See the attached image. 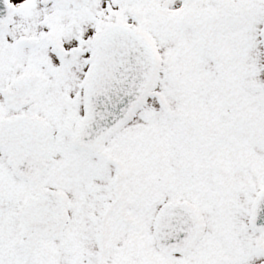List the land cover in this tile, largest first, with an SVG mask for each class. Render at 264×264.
I'll return each mask as SVG.
<instances>
[{
	"label": "snow or ice",
	"instance_id": "snow-or-ice-1",
	"mask_svg": "<svg viewBox=\"0 0 264 264\" xmlns=\"http://www.w3.org/2000/svg\"><path fill=\"white\" fill-rule=\"evenodd\" d=\"M0 264H264V0H0Z\"/></svg>",
	"mask_w": 264,
	"mask_h": 264
}]
</instances>
